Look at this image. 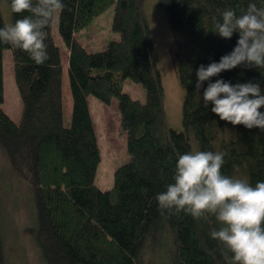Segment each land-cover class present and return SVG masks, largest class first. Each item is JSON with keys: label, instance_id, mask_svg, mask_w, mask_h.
Masks as SVG:
<instances>
[{"label": "trees", "instance_id": "16d2710c", "mask_svg": "<svg viewBox=\"0 0 264 264\" xmlns=\"http://www.w3.org/2000/svg\"><path fill=\"white\" fill-rule=\"evenodd\" d=\"M143 1L62 0L58 30L63 44L56 43L51 27L45 41L50 59L44 65L0 44V170L30 189L32 238L44 264H227L210 236L220 227L214 217L161 215L156 195L172 182L178 154L194 150L225 152V175L247 177L253 186L264 182V132L234 127L205 109L208 82L200 93L196 90L200 65L219 62L237 46L238 33L224 39L212 31L220 14L232 8L239 15L250 2L260 7L264 0H159L176 44V72L184 91L180 130L166 122ZM7 2L14 24L22 16ZM109 8L112 30L120 38L89 51L79 32ZM4 24L0 9V27ZM4 49L11 50L21 100L18 122L2 107ZM63 76L72 102L69 118ZM126 79L141 85L143 101L123 91ZM211 79L251 81L264 88V74L256 68L240 66ZM90 95L107 106L115 100L126 138L130 158L115 170L111 190L94 182L100 151ZM0 264H5L1 231Z\"/></svg>", "mask_w": 264, "mask_h": 264}, {"label": "clouds", "instance_id": "9594fccd", "mask_svg": "<svg viewBox=\"0 0 264 264\" xmlns=\"http://www.w3.org/2000/svg\"><path fill=\"white\" fill-rule=\"evenodd\" d=\"M62 0H11L10 9L22 18L0 27V44L26 52L37 65H44L49 30L64 9ZM28 13V15H23ZM212 30L224 39L239 34L229 54L196 71V90L203 106L232 126L264 132V88L259 83L232 84L224 79L212 82L222 72L237 67L256 68L264 74V6L250 2L238 15L225 9ZM227 153L194 150L178 154L172 182L156 200L161 215L184 213L193 219L214 217L220 225L210 236L216 240L227 264H264V182L253 186L247 177L225 175Z\"/></svg>", "mask_w": 264, "mask_h": 264}, {"label": "rangeland", "instance_id": "374dc122", "mask_svg": "<svg viewBox=\"0 0 264 264\" xmlns=\"http://www.w3.org/2000/svg\"><path fill=\"white\" fill-rule=\"evenodd\" d=\"M143 12L147 20L152 53L160 73L163 89V105L168 126L175 130L182 129V104L184 91L179 82L176 66V44L172 37L167 15L159 0H144ZM0 9L5 23L11 24L7 0H0ZM113 9L109 8L96 17L89 29L79 32L83 46L92 52L104 49L112 40H118L120 34L112 30ZM52 31L57 44L62 45L58 16ZM67 58H64L66 71ZM63 76L64 109L69 118L71 97ZM2 107L9 117L18 122L21 116V100L13 77V61L10 49L2 51ZM124 92L132 98L144 100V91L140 84L129 79L122 86ZM93 116L100 151L95 184L101 190H111L115 170L129 161L124 132L120 128L119 113L114 103L107 106L96 97H88ZM0 185V231L2 235L3 257L5 264H44L33 242L35 213L30 189L24 183L4 178Z\"/></svg>", "mask_w": 264, "mask_h": 264}]
</instances>
